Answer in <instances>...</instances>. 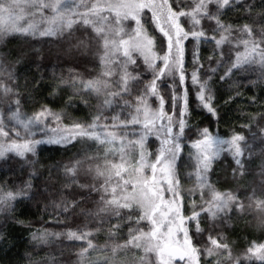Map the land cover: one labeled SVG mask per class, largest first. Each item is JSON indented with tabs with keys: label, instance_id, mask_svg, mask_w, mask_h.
<instances>
[{
	"label": "snow or ice",
	"instance_id": "snow-or-ice-1",
	"mask_svg": "<svg viewBox=\"0 0 264 264\" xmlns=\"http://www.w3.org/2000/svg\"><path fill=\"white\" fill-rule=\"evenodd\" d=\"M173 4L177 10L173 9ZM182 4L185 8L188 7L185 0H172V3H169V0H0V39L12 34L30 37L62 36L74 25L79 24L82 27H90L95 32V38L103 49V55L100 56L104 66L101 78L81 82L83 89L103 97L101 111L92 122L87 125L75 123L70 129L65 128L59 132L52 129L56 135H49L46 121L59 124L60 114L42 108L31 116L23 115L19 111L20 102L17 99V107L8 119L14 121L24 135L22 136L21 131H17L15 127L5 131L3 113L0 112V157L13 152L23 158L27 153L35 155L36 147L40 144L67 145L77 138L94 142L95 155L86 154L84 160H76L70 167L64 166L65 175L69 177L66 187L76 185L82 191H70L68 194L73 197V201L65 204L62 211L67 213L75 209L76 213L85 218L97 221L95 232H99L100 226L116 218L117 222L111 223L108 229L109 238L116 236L122 222L131 221L139 225L144 221L148 227L145 231L143 228L130 226L124 243L106 246L108 255L104 264H118L116 254L129 248L143 250L145 255L139 258L140 264H177L178 261L183 264H201V250L193 245L186 226L189 221L195 222L196 232L199 233L201 229L198 218L201 212L193 211L188 217L181 214L182 197L179 196L177 173V162L183 150L181 141L187 126L188 89L182 87L179 96L172 90L168 102L169 112H165L166 102L157 85L158 81L173 74L179 76L180 85L185 84L184 41L189 37L197 44L201 40L206 43L212 41L217 50L225 44L229 45L230 56L225 62L226 71L219 78L221 81L232 75L233 70L249 71L256 66L264 70V19L259 21L255 30L248 24L234 29L233 25L220 20L223 9H234L235 5L242 4V0H192V7L188 11L181 8ZM209 5H214L215 11H210ZM145 10L150 14L145 22L151 24L154 32H158L162 37V55L155 51V36L149 35L141 22ZM244 10L248 11V8ZM46 12L49 14L45 15ZM37 16L39 19H36ZM182 17L191 25L189 31H186L181 23ZM202 19L215 21L216 27L213 31L219 34L218 39L216 35H206L199 27ZM127 20L135 22V27L130 31H126L122 23ZM42 24L45 26L41 27ZM134 54L143 58V64L152 74L147 83L141 80L139 72L132 75L128 71L129 65L140 67ZM218 54L221 57L225 55L220 51ZM113 64L116 65L115 69ZM116 69H119V72ZM210 71L215 73L217 69L211 68ZM2 75L3 66L0 65V76ZM114 75L117 79L109 83L107 78ZM187 78L195 87L199 102L214 115L215 110L211 104L212 88L209 84L211 76L201 80L197 68L188 74ZM133 81L137 82L135 87L140 89V94L134 101H130L125 97L132 95ZM112 84H115V89ZM11 92L12 88L0 79V97ZM151 97L159 101V106L155 109L149 103ZM178 101L180 110L177 114ZM2 103L0 99V104ZM107 109H113L110 117L104 115V110ZM121 113L124 114L123 118ZM173 116H176V119H173ZM9 132H12L15 138L10 137ZM37 132L44 133V137L33 139ZM149 136H154L159 142L152 160H149L152 153L146 148ZM201 136L202 139H197L191 144V147L196 149L195 171L191 175L195 176L196 185L201 190L202 201L203 189L207 188L209 192V199L203 201L201 211L215 219L220 215L226 216L232 211L233 205L238 211L243 210L244 205L232 193L222 194L209 184L207 173L212 162L224 152L230 153L235 163L243 169L241 157L244 152L240 141H243L244 137L236 135L231 139H220L212 136L208 129H203ZM101 151L103 165L98 163ZM85 161L90 162L87 167L84 166ZM78 170L91 176L93 180H100L101 183L98 187L95 184L79 183ZM29 189L30 182L15 191L0 187V212L5 208L11 210L16 200L27 198ZM85 189L90 191H83ZM92 192L99 194L98 199L93 202L94 207H83L81 202L87 201ZM165 193L169 194L167 200ZM248 199L251 208L252 197ZM255 204L258 209L264 211V200L258 199ZM95 232L80 229L62 234L34 233L32 239L47 243L49 235H64L68 240L83 241L77 254L78 264H97L89 257V250L100 252L105 249L97 247L90 238L95 236ZM209 240L211 247L205 248L203 254L218 255L219 259L206 261V264H221V260L225 261V264H253L254 261L264 264V243H253L245 253L233 256L228 244L212 237H209ZM150 253L154 254L155 260L147 259Z\"/></svg>",
	"mask_w": 264,
	"mask_h": 264
},
{
	"label": "trees",
	"instance_id": "trees-1",
	"mask_svg": "<svg viewBox=\"0 0 264 264\" xmlns=\"http://www.w3.org/2000/svg\"><path fill=\"white\" fill-rule=\"evenodd\" d=\"M91 2V0H89ZM172 3V0H169ZM188 7L181 5L188 11L192 7V0H185ZM248 8V11L244 9ZM173 9L176 5L173 4ZM210 11H215L214 5H209ZM49 13H45L48 15ZM150 14L145 10L141 18L149 35L156 39L155 51L162 55V37L154 32L151 24L145 19ZM36 19H39L37 16ZM111 20L112 17L110 16ZM261 19H264V0H242V4L235 5L234 9L225 8L220 16L221 22L239 28L248 24L255 28ZM254 21L256 23H254ZM23 23V22H22ZM125 30L130 31L135 27V22L127 20L122 22ZM186 31L191 25L181 18ZM45 25H41L44 27ZM206 35H216L213 29L215 21L202 19L199 26ZM236 32H233V36ZM96 34L90 27H82L77 24L56 37H30L20 34L7 35L0 39V65L3 66V75L0 79L4 84L12 88L8 95L0 97V112L3 113L5 131L15 127L17 131L24 133L8 119L12 111H15V101L18 99L19 111L26 116L39 112L42 108H48L61 116L59 124L56 122L47 124V131L55 128L70 129L75 123L90 124L93 118L101 111L103 97L90 93L81 86V82L101 78L104 66L100 56L103 49L95 38ZM229 45L225 44L217 50L214 42L201 40L197 44L191 37L184 41V69L186 73L185 84L179 83V76H166L157 82L160 95L165 100L164 111L169 112L171 91L177 96L181 95L182 87L188 89V116L184 137L182 138V152L177 162L179 178V196L182 197L181 214L188 217L193 211L201 212L199 227L196 232L195 222L189 221L186 225L189 236L195 247L201 250V264L206 261L219 259L218 255L205 256L203 250L211 247L209 237L217 239L221 243L228 244L233 256L245 253L253 243H264V211L256 207V200H264V70L259 66L249 71L233 70L232 75L220 80V76L226 71L225 62L229 60ZM218 51L224 52L221 57ZM137 56L136 65H129L128 71L132 75L139 72L141 80L147 83L151 79V72L143 64V58ZM194 57L196 62L194 63ZM202 65V67H201ZM160 66V61H157ZM112 67L115 69L116 65ZM199 68L201 80L211 76L209 84L212 88V107L215 114L208 112L196 97V89L191 85L188 74ZM211 68L217 69L215 73ZM119 72V69H116ZM9 73L11 78H9ZM109 83L117 79V76L107 78ZM75 81V83H73ZM132 83V95L125 99L134 101L140 94V89ZM115 89V84H112ZM143 85H141V88ZM152 108L159 106L155 97L149 99ZM180 110V102H177V114ZM113 109L104 110V115L111 116ZM171 114V113H169ZM124 114L121 113L123 118ZM176 119V116H173ZM138 127V126H137ZM208 129L212 136L220 139H231L233 136L244 137L240 146L244 155L241 161L244 165L240 169L234 158L228 152H224L215 159L207 173L208 182L220 193H232L243 205L244 209L238 211L235 205L226 216L220 215L213 219L208 213L201 211L203 201L209 199L208 189H203V201L201 190L196 185L194 154L195 149L191 144L197 139H202L201 132ZM175 131V130H174ZM9 136L15 138L12 132ZM44 133L37 132L32 137L39 139ZM7 139V138H5ZM159 142L154 136H149L146 148L152 156L156 154ZM95 155L96 147L93 141L77 140L71 144H40L36 147V154L27 153L25 157L17 156L13 152L0 157V187L6 190L22 188L26 182L31 183L27 198H21L14 202L11 210L5 208L0 212V264H78V252L83 241L68 240L64 235H49L47 243L33 241V234L65 233L69 230H91L95 232L97 221L85 218L76 213L75 209L63 212L65 204L71 203L73 197L68 193L82 191L76 185L67 188L69 177L65 175L64 166H72L76 160H84L85 155ZM89 161H85V167ZM98 163L103 165V152L99 153ZM148 170H146L147 172ZM79 183L95 184L100 180H93L91 176L78 170ZM83 191H90L85 189ZM98 193L92 192L87 201H82L85 208L94 207L93 202L98 199ZM169 197L168 193H165ZM252 197V206L249 208V199ZM59 205V207H58ZM127 211V210H124ZM123 214V213H122ZM117 219L112 218L110 223L100 226V231L90 237L93 243L105 251L94 252L89 250V257L97 264H104L106 259V246L114 243H124L127 239L129 227H140L148 230L146 222L141 221L135 225L131 221L122 222L120 231L115 237L109 238L108 229L111 223ZM142 249H125L116 254L118 264H140L139 258L144 256ZM147 259L155 260L154 254H148ZM221 264L225 261L221 260ZM253 264H260L254 261Z\"/></svg>",
	"mask_w": 264,
	"mask_h": 264
},
{
	"label": "rangeland",
	"instance_id": "rangeland-1",
	"mask_svg": "<svg viewBox=\"0 0 264 264\" xmlns=\"http://www.w3.org/2000/svg\"><path fill=\"white\" fill-rule=\"evenodd\" d=\"M22 23V22H21ZM56 129V132H59L61 129L60 128H55ZM56 132H53L52 130L49 132L50 133V135H56ZM39 139H41V138H39ZM19 142V141H18ZM195 151H196V149H195ZM146 174H147V172H146ZM169 195V194H168ZM165 199L167 200L168 199V197H166L165 196ZM187 226V225H186ZM177 264H183V262H177Z\"/></svg>",
	"mask_w": 264,
	"mask_h": 264
}]
</instances>
